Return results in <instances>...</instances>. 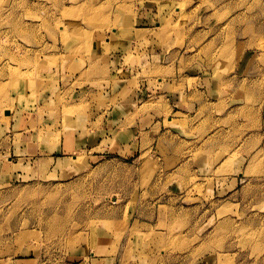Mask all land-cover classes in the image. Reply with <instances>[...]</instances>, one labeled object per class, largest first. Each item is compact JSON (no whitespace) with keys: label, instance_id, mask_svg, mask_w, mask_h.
<instances>
[{"label":"rangeland","instance_id":"374dc122","mask_svg":"<svg viewBox=\"0 0 264 264\" xmlns=\"http://www.w3.org/2000/svg\"><path fill=\"white\" fill-rule=\"evenodd\" d=\"M0 264H264V0H0Z\"/></svg>","mask_w":264,"mask_h":264},{"label":"crops","instance_id":"0c3cea01","mask_svg":"<svg viewBox=\"0 0 264 264\" xmlns=\"http://www.w3.org/2000/svg\"><path fill=\"white\" fill-rule=\"evenodd\" d=\"M147 16H150V15H147ZM106 38L107 37H105L103 40L106 41ZM110 40H111V38H110ZM110 40H108L106 42H110ZM162 80L163 79H160V84L162 83L160 88L163 89L164 85L166 86V83H163ZM157 89H159V85L156 87L148 86L145 89L141 88L139 94L141 95L140 97H143V99L138 100L139 101L138 107H142L146 103H151V102H143L142 100H147L148 98H151L152 95H155V92ZM150 91L152 92V94H149ZM163 93H164V96H162L161 94H158L155 97L154 105H157L158 102H162L164 104L163 108L167 110L166 111L167 113L165 112L164 116L172 122L175 121V118H177L178 113L182 114V115L186 114L187 118H188L186 131H188V132L191 131L192 127H193L192 130L195 131V128L197 126L194 123L200 119V118L197 119L198 114L205 113V115L209 116L202 121V124L204 122L210 121L212 119H213V121L218 119V118H214L217 116V110L214 109V107H205L202 105H201V107H200V105L196 106L193 103V101H194L193 99H188V97L186 99L183 98V97H186V93H182V92H179V94L178 93L177 94L170 93L169 95L165 94V92H163ZM205 103H206V99L204 97H202L200 104H205ZM158 108L160 110L159 111L157 110V112H153V115H155L154 117H157V116L160 117V119L159 118L158 119H152V115L147 114V116L149 118H148V120H146V117H145L146 115L143 116L144 117L143 120H141V122L139 123V131L140 132H142V133H144L146 131L150 132L147 128L152 127V126H157V123L162 120L161 117L163 116V111H162L163 108L162 107H158ZM234 112H235V110H234ZM192 121H195V122L191 123ZM147 122L149 125H147ZM118 143H121V142L119 141ZM122 146H123V144H122ZM118 147H119V145H118ZM223 159H225V158H223Z\"/></svg>","mask_w":264,"mask_h":264},{"label":"bare ground","instance_id":"6f19581e","mask_svg":"<svg viewBox=\"0 0 264 264\" xmlns=\"http://www.w3.org/2000/svg\"><path fill=\"white\" fill-rule=\"evenodd\" d=\"M140 31V30H139ZM117 31H115V33H116ZM141 32V31H140ZM11 76H12V74H11ZM25 75H24V73H22V72H17V76H16V78H13V79H15V82L16 81H19V80H25ZM3 85H5L4 83H2L1 84V87L3 86ZM7 114L9 115V112H7Z\"/></svg>","mask_w":264,"mask_h":264}]
</instances>
